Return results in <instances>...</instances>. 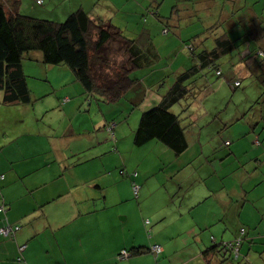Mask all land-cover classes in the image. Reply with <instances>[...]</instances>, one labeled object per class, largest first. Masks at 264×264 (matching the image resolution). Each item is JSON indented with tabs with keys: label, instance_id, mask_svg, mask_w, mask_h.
<instances>
[{
	"label": "rangeland",
	"instance_id": "rangeland-1",
	"mask_svg": "<svg viewBox=\"0 0 264 264\" xmlns=\"http://www.w3.org/2000/svg\"><path fill=\"white\" fill-rule=\"evenodd\" d=\"M43 1L21 0V13L64 22L82 6L126 38L146 39L157 54L150 66L132 73L140 81L117 103L89 97L65 65L25 60L32 103L24 112L4 110L2 125L13 130L20 119L29 153H44L56 144L74 151L65 164L67 174L89 195L84 209L89 207L90 214L60 229V238L66 235L61 240L83 235L89 253L109 261L123 243L134 242L161 248L135 264H205L200 249L210 247L212 237L234 241L245 227L241 259L234 264H264V58L258 53L264 50V0ZM225 33L237 49L221 59L223 76L211 71L197 77L192 97L172 108L188 127V150L176 156L157 141L135 146L142 114L158 105L176 76L193 65L192 47L196 54L211 50ZM107 55L114 74L128 67L119 42L107 46ZM235 81L241 83L236 90ZM134 182L140 187L137 195ZM98 185L99 200L93 197ZM203 194L207 200L198 205ZM240 195L251 207L243 214L249 226H240L236 214L228 228L227 221L224 227L204 228L213 213L219 219L222 206L230 207ZM220 228L227 229L225 240L215 235ZM42 239L47 247L45 235ZM67 246L63 253L75 264L78 258L71 255L86 249ZM61 251L51 250L52 264H66ZM80 262L89 263L87 258Z\"/></svg>",
	"mask_w": 264,
	"mask_h": 264
},
{
	"label": "trees",
	"instance_id": "trees-1",
	"mask_svg": "<svg viewBox=\"0 0 264 264\" xmlns=\"http://www.w3.org/2000/svg\"><path fill=\"white\" fill-rule=\"evenodd\" d=\"M43 4L42 0L37 5ZM111 42H119L128 56V67L121 68L116 74L107 55V46ZM146 44V39L139 41L126 38L121 29L111 22L93 18L82 6L71 13L66 21L57 22L23 15L21 0H0V92L4 94L3 104L14 107L32 103L25 60L47 66L65 65L72 70L76 81L81 83L89 97L117 103L139 83L140 80L133 77L132 73L150 66L151 57L157 56L151 44ZM236 49L235 41L227 33L215 40V47L211 50L196 54L192 47L193 65L176 76L174 84L158 105L142 114L134 132V145L142 147L157 141L176 156L185 153L189 148L188 127L183 123L182 114L173 113L172 108L192 97L197 77H206L204 73L211 71H215L218 77L223 76L221 59ZM258 53L264 58V50L260 49ZM232 86L236 90L241 83L235 81ZM256 144L261 145L260 138ZM133 186H136L135 182ZM3 208L0 213L5 212L6 206ZM6 226L13 228V233L4 236L0 232V236L14 240L21 227L2 221L0 230ZM247 234L246 229L242 228L239 237L230 242H217L212 237L214 243L200 249L205 264H234V261H240L243 240ZM24 245L27 249V245ZM123 251L129 255L128 258L154 252L153 248L144 246ZM122 252L119 258L127 259ZM18 261L22 262L23 258L19 257Z\"/></svg>",
	"mask_w": 264,
	"mask_h": 264
},
{
	"label": "crops",
	"instance_id": "crops-1",
	"mask_svg": "<svg viewBox=\"0 0 264 264\" xmlns=\"http://www.w3.org/2000/svg\"><path fill=\"white\" fill-rule=\"evenodd\" d=\"M3 100L4 94L0 92V113L2 115L4 110L11 111V109L24 112L25 106H27H20L21 109L19 106L10 107L4 105ZM15 113L13 114L15 115ZM19 123H21L20 119H17L15 128L12 130L10 127H4L0 118V207L6 206L5 212L0 213V226L2 221H8L11 225L21 227L14 240L0 236V264H52L50 252L51 250L56 252L57 249L62 250V258L65 259L66 264H69L68 256L63 253V247L69 245L71 249L78 247L84 250L86 249L87 238L82 235L74 241L68 238L62 241L61 238L66 235L63 234L60 238V229L74 221H80L84 216L90 214L89 207L84 209L87 202H89L88 193L84 192V188H81L80 181L76 183L72 178L73 176L67 174L68 167L65 168L68 158L74 154V151L67 153L56 144L44 153L39 151L36 154L29 153L26 151L28 148L27 141L21 140L24 133H22ZM96 188L98 191L93 197L99 200L103 194L102 187L98 185ZM214 192L217 193L218 190ZM213 195L214 193H212ZM203 197L204 194L199 199L198 205L207 200H203ZM227 198H229L228 195ZM247 199V196L240 195L238 201H231L230 207L227 206L228 203L225 206L221 204L223 215L217 219L219 215L213 213L212 220L205 222L204 228L205 226L207 228L218 224L219 227H224L226 221L228 228L229 220H233L236 214L238 215L239 225L247 226V223H243L247 221L243 216L244 211L246 213L251 210ZM103 200H105V197ZM228 211H232L231 214H227ZM262 220H259V222ZM198 224L199 226L196 227L202 229L201 224ZM195 229L192 230L196 232ZM226 230L220 228L215 235L220 237L221 240H225ZM43 235L46 237L47 247L44 245ZM214 238L216 239V237ZM228 240L230 242L231 239ZM216 241L219 242L218 239ZM24 244L27 245V249L21 254L19 247ZM133 247H137L134 242L123 243L110 257L111 261L107 260V256L98 255L93 257L87 249L84 254L78 252L77 256H71L74 260L78 258L75 264H81L80 261L84 258L88 259L89 263L86 264H92L91 260L95 264H113L120 259L117 258L120 252L130 250ZM45 250H49L48 254L44 252ZM19 257L23 258L22 262L18 261ZM143 257L129 258L128 263L135 264L133 261L142 260Z\"/></svg>",
	"mask_w": 264,
	"mask_h": 264
},
{
	"label": "built area",
	"instance_id": "built-area-1",
	"mask_svg": "<svg viewBox=\"0 0 264 264\" xmlns=\"http://www.w3.org/2000/svg\"><path fill=\"white\" fill-rule=\"evenodd\" d=\"M37 2H38L39 4H41V3H42V0H37ZM139 190H140V187H139L138 185H136V186L134 187V191H135V194H136V195L138 194ZM3 209H4L3 207L0 208V211L3 210ZM0 232H1V234H3L4 236H10V234L13 233V228H11L10 226H6V227L2 228V229L0 230ZM25 250H26V246H25V245L22 246V247L20 248V252H21V253H23ZM153 251H154V252L161 251V248H160L159 246H156V247H154ZM122 255H123L124 257H127V258H128V256H129L125 251L122 252Z\"/></svg>",
	"mask_w": 264,
	"mask_h": 264
}]
</instances>
